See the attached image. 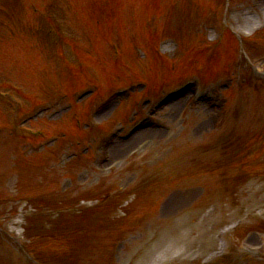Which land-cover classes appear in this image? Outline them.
I'll return each instance as SVG.
<instances>
[{
	"label": "rangeland",
	"instance_id": "rangeland-1",
	"mask_svg": "<svg viewBox=\"0 0 264 264\" xmlns=\"http://www.w3.org/2000/svg\"><path fill=\"white\" fill-rule=\"evenodd\" d=\"M16 1L0 0V89L13 93L24 112L51 104L30 126L46 134L63 131L66 140L36 155L31 143L1 137L0 223L17 230L48 264H71L68 253L76 246L86 250L82 264H195L220 240L229 243L238 264H246L247 250L263 255L264 84L248 79L246 64L259 62L264 71V0H229L225 11L216 0H29L39 17L31 16L27 2ZM211 12L218 19L226 13L216 62L204 51L221 42V32L212 36L208 26L217 20ZM43 23L56 28L59 41L43 38ZM233 34L245 41L234 55ZM167 37L174 41L161 43ZM61 61L68 74L55 63ZM188 78L214 89L225 107L210 109L188 97L164 107L153 117L156 125L132 139L116 137L108 150L93 147L72 161L64 154L62 165L48 168L56 154L76 147L70 143L87 141L70 117L84 118L93 99L111 102L98 109L101 130L90 134L91 144L101 132L123 133L136 117L147 116L158 96ZM84 84L100 93L67 112L73 103L68 95ZM119 87L130 89L129 96L109 94ZM8 124V109L0 103V130ZM247 145L250 155L237 157ZM21 176L31 182L26 190ZM25 195L35 199L36 212L19 201ZM65 209L72 211L57 214ZM122 235L111 261L110 243Z\"/></svg>",
	"mask_w": 264,
	"mask_h": 264
},
{
	"label": "bare ground",
	"instance_id": "bare-ground-1",
	"mask_svg": "<svg viewBox=\"0 0 264 264\" xmlns=\"http://www.w3.org/2000/svg\"><path fill=\"white\" fill-rule=\"evenodd\" d=\"M178 103H179V102L173 103V105H174V106H175V105L177 106V105H178ZM133 137H134V136H133ZM133 137H132V138H133ZM132 138H131V139H132Z\"/></svg>",
	"mask_w": 264,
	"mask_h": 264
}]
</instances>
